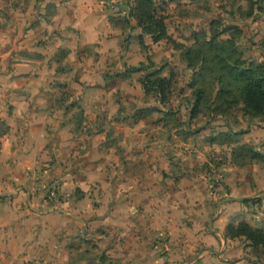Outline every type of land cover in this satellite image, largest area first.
I'll list each match as a JSON object with an SVG mask.
<instances>
[{"label":"crops","instance_id":"obj_1","mask_svg":"<svg viewBox=\"0 0 264 264\" xmlns=\"http://www.w3.org/2000/svg\"><path fill=\"white\" fill-rule=\"evenodd\" d=\"M6 7L9 19L0 17V264L248 261L240 237H226L225 229L243 220L233 221L239 213L252 222L248 207L261 206L254 216L264 218V123L251 121L246 133L224 144L211 138L195 148L177 126L170 135L151 125L161 107L140 105L138 115L105 119L101 108L118 102L101 99L106 81H113V68L103 61L115 58L109 53L119 25L104 0H15ZM107 120L106 131L96 129ZM244 145L261 158L244 157ZM212 148L227 153L213 152L221 164L209 177L204 163L210 164ZM219 172L223 180L215 185ZM52 188L60 196L49 195ZM255 197L256 204L245 202ZM80 237L86 244L74 245ZM163 249L167 254H158Z\"/></svg>","mask_w":264,"mask_h":264},{"label":"rangeland","instance_id":"obj_2","mask_svg":"<svg viewBox=\"0 0 264 264\" xmlns=\"http://www.w3.org/2000/svg\"><path fill=\"white\" fill-rule=\"evenodd\" d=\"M135 1L104 0L103 9L106 10L111 21L119 25L118 32H115L117 34L112 36L118 39L116 46H111L112 53H109V48L102 52L106 54V57L109 54H115V58L103 61V67L111 66L113 68L111 77L113 81H106L101 99L107 101L115 99L118 102L116 107H112L113 103H111L110 106L108 104L101 108V115H107L105 119L109 118V115H112L111 117L116 120H122L126 116L129 118L134 113L138 115L141 112V109H138L140 105H151V108H156V110L161 107L158 110L159 113L153 115L156 118L152 120L151 125H155V127L162 125L166 129L165 132L169 131L166 133H170V135L173 127L177 126V131L181 132V138H185L183 140H186L187 143L191 137L195 148L200 147L206 141L209 142L211 138L224 144L231 138L237 137L235 134L229 135L228 132L233 133L237 129L238 134L246 133L251 121L256 120L264 123L261 118L254 119L245 112L242 99L237 98L239 84L231 87L225 80H220L218 71L212 73L205 59L199 57L191 64L186 57L190 49L199 45V41L205 42L216 35L219 40L229 39L230 43L235 44V48L240 53V55L236 54V57H241L244 61L240 65L246 67L251 64L264 67V0H153L155 18L164 23V27H166V34L158 41L154 39L158 35L157 32L161 31V26L157 21L155 22L157 28L155 34L143 32L144 34L141 35H144V41L139 38V33H142L140 28L137 27L134 19L135 24H131V16L127 17L129 7ZM14 3L15 0H0L2 21L9 19L8 13L11 11L7 9L8 12H5L4 6L10 7ZM113 3L118 7L117 12L111 10L112 8L115 10ZM88 51L89 49L86 48V52ZM132 67H141V70L129 72V68ZM154 70L159 71L158 75L167 76L171 80L169 86L171 91H168L167 101L164 105L160 101V95L154 91L146 93L142 83L144 76ZM118 73L121 74L118 75ZM127 73L131 74L128 78H126ZM222 87L232 88L231 93L221 94ZM199 92L204 98L198 109V114L193 118L191 117L192 110ZM134 118L137 119V117ZM176 122L178 123L176 124ZM109 125L111 124L107 120V122L96 126V129L106 131ZM153 126L151 127L153 128ZM147 127L142 129L145 130ZM93 129L94 125L87 122L86 132L92 133ZM112 131H115V128ZM257 143L255 142V145ZM184 145L182 146L183 150H185ZM223 151L227 153L224 148L222 150L212 148L210 164L204 163L209 177H211L212 169L221 164V160L216 158L213 152L225 156ZM211 189L215 190V187ZM59 192L57 188H52L48 194L57 197L60 196ZM217 197L215 212L220 195ZM248 208L252 222H247L254 227L264 229V218L258 220L254 216L259 214V210H262L261 206ZM237 218H243L246 221V214H236L232 219L235 221ZM231 223L238 224L236 221ZM156 241L165 242V238L162 240L156 238ZM85 242L87 241L80 237L73 244ZM93 244L97 246L96 241H93ZM93 244L90 243V247ZM239 244L243 246V253L249 258L248 261L241 264H264V253L260 246L251 244V241L248 242L245 237H240ZM90 251L92 252L91 257L99 255L97 250ZM167 252L163 249L158 254L165 255ZM191 258L192 256L189 259ZM231 262L235 263L236 260Z\"/></svg>","mask_w":264,"mask_h":264},{"label":"trees","instance_id":"obj_3","mask_svg":"<svg viewBox=\"0 0 264 264\" xmlns=\"http://www.w3.org/2000/svg\"><path fill=\"white\" fill-rule=\"evenodd\" d=\"M129 14L138 21L144 33L155 34L157 32L155 25L157 19L153 11V0H136L134 4L130 5ZM157 23L161 26V31L157 32L158 35L154 37L155 41H158L166 34L165 24L161 21H157ZM227 42L230 43V40H219L218 36L213 35L205 42L199 41V45L190 49L186 57L191 64L199 57L205 59L212 73L218 71L217 74L220 80H225L227 85L231 87L239 84V87H237L239 92L237 98L239 100L242 99L245 112L252 118H261L264 122V67L262 65L251 64L246 67L240 65V63L244 61L241 57H236V54L240 55V53L235 48V44L232 42L228 44ZM140 70L141 67L129 68V72H137ZM158 72V70H154L146 74L142 83L146 93L154 91L156 94L160 95L161 103L165 104L167 101V93L171 91L169 88L171 80L167 76L158 75ZM231 91L232 88L230 87H222L220 93L223 95L225 93L230 94ZM203 98L204 96L199 92L191 117L194 118L198 114V109L202 104ZM236 133L234 134L238 136V132ZM243 148L244 157L250 160L259 159L262 156L255 150L254 146L244 145ZM247 158L244 159L245 162L249 160ZM249 201L257 202L259 198L245 199V202ZM225 236L230 238L245 237L251 241V244L260 246L264 253L263 228L254 227L246 221H241L238 224L229 223L225 229Z\"/></svg>","mask_w":264,"mask_h":264},{"label":"built area","instance_id":"obj_4","mask_svg":"<svg viewBox=\"0 0 264 264\" xmlns=\"http://www.w3.org/2000/svg\"><path fill=\"white\" fill-rule=\"evenodd\" d=\"M113 6H114V3H113ZM223 176L224 175L221 172L217 174V176L215 177V185H219L222 182Z\"/></svg>","mask_w":264,"mask_h":264}]
</instances>
